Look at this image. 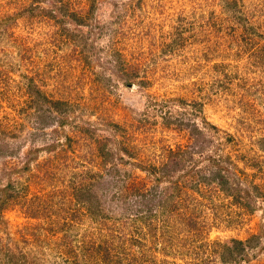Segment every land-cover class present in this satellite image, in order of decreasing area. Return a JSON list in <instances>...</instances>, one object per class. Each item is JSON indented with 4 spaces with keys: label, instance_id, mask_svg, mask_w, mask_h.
<instances>
[{
    "label": "rangeland",
    "instance_id": "1",
    "mask_svg": "<svg viewBox=\"0 0 264 264\" xmlns=\"http://www.w3.org/2000/svg\"><path fill=\"white\" fill-rule=\"evenodd\" d=\"M27 2L20 0L22 7ZM15 3L0 0V118L4 126H12L6 136L8 157L1 155L0 162L28 164V172L39 166L41 176L28 182L22 174L27 172L6 167L1 171L3 183L12 173L14 189L22 188L17 194L21 201L37 194L48 212L59 214L62 208L54 202L58 197L50 198L49 190L71 185V172L76 171L78 180L90 160L99 174L85 187L84 199L90 196V207L101 214H90L81 206L73 214L81 213L79 217L52 234L47 220L28 216L26 204L10 200L0 210V240L8 243L12 237L9 244L20 257L4 251L1 259L9 264H203L192 255L197 242L191 240V232L186 234V227H160L164 232L155 238L146 232L148 227L126 223L141 214L138 193L132 190L143 181L152 191L149 200L158 206L164 187L185 171L183 160L164 154L178 143H192L200 151L193 156L191 171L205 172L208 166L207 173L217 166L209 164L212 158L221 163L227 159L229 166L221 165L240 173L243 187L264 184V147L258 143L264 137V62L259 57V51L264 53V0H36L33 14L24 10L13 18L20 10ZM50 89L54 98L71 101L67 115L72 124L61 129L59 114L45 118L46 105L37 100L39 91L49 94ZM150 98L157 100V110L168 107L164 101L169 99L171 105L178 104L179 98L203 107L197 115L186 114L194 116L180 132H168L156 122L146 133L133 134L137 145H126L129 150L140 146L147 155L155 151L152 161L158 174H169L158 185L144 177L134 164L139 158L127 156L112 129V123L128 126L140 116L152 119L159 111L151 108ZM174 108L173 113L185 116L183 105ZM14 121L19 126H13ZM41 127L39 135L33 132ZM55 130H60L58 139ZM207 132H212L211 141L200 142V133ZM1 133L0 128L3 137ZM64 135H70L69 141ZM37 147L41 148L31 152ZM56 154L59 161L50 158ZM44 170L54 178L46 185ZM258 188L244 195L249 207H237L232 215L231 210L224 212L228 200L214 211L201 199L206 206L200 214L213 223L204 227L202 240L229 245L239 239L247 253L241 259L225 258L224 263L212 255L210 264H264V188ZM119 189L128 195H120ZM98 196L100 201L94 200ZM89 244L108 246L110 254L100 252L104 258L99 260L98 252L84 257Z\"/></svg>",
    "mask_w": 264,
    "mask_h": 264
},
{
    "label": "trees",
    "instance_id": "2",
    "mask_svg": "<svg viewBox=\"0 0 264 264\" xmlns=\"http://www.w3.org/2000/svg\"><path fill=\"white\" fill-rule=\"evenodd\" d=\"M11 1L13 3L17 1L15 5L17 4V7L20 9L19 12H17V14L16 13L14 14L13 18H17V16L20 13H23L24 10L32 11L31 14H33L34 9L37 8V5L35 3L36 0H29V2H27V4L25 3L23 7L21 6L20 0H11ZM6 5L7 4H3L2 6H6ZM65 14L66 13H64L63 15ZM10 17L12 16H7L6 19ZM70 40H72V38L68 37L67 41H70ZM260 50H262V48ZM259 53H260L259 57L261 59V62H264V53L263 52L261 53L260 51ZM31 80L32 78L31 79L29 78L28 80L30 85L33 84ZM42 81H45V80H42ZM142 82L145 84V80ZM142 82H140V84ZM44 84H48L47 81H45ZM51 94H52L51 89L49 90V94L45 93L44 91L43 92L39 91L37 93L38 102L46 105L47 114L44 117L50 118V117H54L55 115L59 114L57 119L60 118V122L58 121V126H60V129L63 128L66 124L67 125L72 124L69 122L71 118L69 117V115H67V112L70 110L71 101H69L68 99L54 98ZM150 99L152 100L150 104L151 108L155 110V113L156 111H159L156 114H152L153 116L152 119H148L146 117H145L146 119H142L143 116H140V118L136 120L132 119L131 123L128 124V126H123L120 123H112L113 124L112 129H114L116 133L114 138L118 137L117 141L120 144L119 146L125 150L127 156L139 158V161L138 162L135 161L134 164L139 167V170L144 172L145 174L144 177L146 176V178H148L150 181H153L155 184L158 185L165 178H167L169 174L167 173H162L161 175L158 174L157 164L154 161H152L153 158H155L153 157V155L155 154V151L150 150L149 152L152 154L147 155V154H143L144 148L140 146L129 150V148H127L126 145L127 144L137 145L138 143H132L134 140L133 134L136 131L139 132V135L146 133L147 131L151 129L152 124L156 122L161 125L160 126L161 128L166 129L168 132L169 130L174 131L176 129H177V132H180L184 130L185 124H188L190 121H192L191 118H193L194 116L193 115L190 117V116H186V114H191L193 111H195L196 112L195 115H197L199 114V112L202 111L203 107H202L201 102H199V104L196 105V101L190 104V103H187L185 99L179 98L178 99L179 105L178 104L171 105V101L173 99H169L168 101H164L162 99L164 102H166L168 107L159 108L157 110L155 109L157 108V100L154 98H150ZM182 105L184 107V111L187 110L185 113V116H181V114L173 113V110H175L174 106L180 107ZM19 111L24 112V108H20ZM44 111L45 110L43 108L41 118H43ZM156 115L158 116V118H154V116ZM3 121H4L3 118H0V128L2 129V132H3L1 133L3 137H0V156L3 154H7V157H8L9 143H8V140H6V136L8 138L9 135H11L12 131L9 130L10 128L8 126L10 127L12 126L11 125L4 126L6 124H4ZM202 121H204V118H202ZM12 125L19 126V123L17 121H14ZM209 127L210 129L211 128L216 129V127L213 125H210ZM42 128L43 127L33 132L34 133L38 132V135H39V131ZM86 129L90 131V129L92 128L87 126ZM129 130H131L132 133L131 135L127 137V132H129ZM55 133H56V137L57 136L60 137V130L59 131L55 130ZM90 133L94 134V131L91 130ZM211 133L207 132V134L205 133L203 135L200 133V138L202 139L200 142L203 141V138L209 139V141H211L210 137L208 136ZM58 137L56 139H58ZM64 138L67 141H69L70 135H64ZM151 140L152 142H156V140H159V139H151ZM231 140L233 139L227 138V141H231ZM94 141L98 142V140H94ZM58 142L59 141H57V143ZM258 143L263 148L264 147V137H259ZM54 146L55 145L53 144L46 148L51 149V147H54ZM97 146L98 145H96V147ZM89 147H90L89 152H91L93 149V153H94V148H93L94 146L91 147L89 145ZM39 148L41 147H37L36 149L31 150V152L34 150L37 152ZM104 148L105 147L103 146L101 150H103ZM198 152L200 151L197 150L195 148V145H192V143H187V144L178 143L177 145H175V147H169L168 149H165V152H164L165 155L167 154V156L170 155V157L171 156L179 157L180 160L184 161L185 171H182L181 173H179L180 178L178 177L177 179H174V181H169V185H167L168 187H166V189L164 187V192H162V194L160 195L159 204L157 207H154L153 202L149 200L150 199L149 197L152 194V191L144 187L145 183H143V181L138 183L134 187V190H132V192H134L135 194L138 193L135 196H136L137 201L141 202V207L139 211L141 212V214L138 216L136 215L133 217H129L128 220L126 219V223L133 224L134 227H148L146 232L154 234L155 238H157L158 235H162V233L164 232V231L159 232V230L162 229L160 227H186V232H187L186 234H190L191 232L192 234L191 240L197 242L196 244H194V246H192L193 249L195 250V253H193L192 255L198 258V260H201L203 264H210L209 262L211 260L210 258L212 255L215 258L216 256L220 257V259L223 260L222 261L223 263L224 261H227V259L225 260V258L235 260L237 258L241 259V258L247 257L246 255L247 253L244 249L243 241L239 239H234L232 244H229V245L220 244L215 241L210 242L205 239L202 240L204 237V234H203L204 227H209L213 223L211 224V220H208L209 222L206 223L205 220L203 219L205 218L204 217L205 215H203L202 217V214H200V211L203 210L201 206L203 207L206 206L205 203L203 205L202 203L203 201H201V199L206 200L205 202L209 206L208 209L210 208V209H213L214 211L217 210L218 208L221 209L223 207L221 205V201L228 200L229 207L226 208L224 212L226 213V212H229V210H231L229 214L232 215L233 211H235L237 207L241 209L249 207L250 202L247 201L246 197L244 196L247 194L246 192H249V191L251 192L253 191V190H250L251 188H258V187L259 188L256 190H261V189L263 190L264 184L249 183V188L247 187L248 184H245V186L243 187V185L238 181L240 173H238L239 175H235L237 172L234 171L233 168H231L230 170V168H224L221 165V164H224V165L229 166L227 159L225 160L224 163H221V161L218 160L217 158H212V161L210 160L209 164H212V166L214 165L218 166V164L220 165L219 167L215 166L214 170L211 168V171L207 173L206 171L209 170L208 166L206 167L205 172L201 168L200 169L197 168L196 171H193V170L191 171L190 167L192 166L190 165L193 160V156L194 154ZM103 154H105V152ZM196 156L197 157H194V159L198 160L199 157L198 155ZM50 158L54 160L59 159L57 154L51 156ZM10 160L11 159L2 161L1 159V162H0V165H1L0 167V210H2L3 208L6 209V207L8 206V203H11L10 200L15 201V202L18 201L22 205L26 204L25 209L27 210L26 213L28 214V216L33 217V218L43 217L45 220H47L49 224V229L51 230L52 234L63 230L66 224H71L75 218L79 217L81 213L77 217H74L73 214L75 211H79L78 208H80L81 206L84 207V211H88L90 212V214L97 213L93 211L94 207L92 208L90 207L91 205H93V203H91L90 196L84 199V193L86 195L85 187L89 186L90 181L95 179L97 177V174H99L95 170L94 165L90 163L91 162L90 160L89 162H86L89 165L84 168L85 171L81 172V174H77L78 180L76 179V176H75L76 171L71 172L70 173L71 179L69 180L71 185L64 186V188H61V189L56 188L55 191L51 190L52 192L49 190L47 195L50 194V198H53L54 200L55 196L58 197V199H56L54 202L58 203V208H62L59 210L62 213L58 212L59 214L48 212L47 210L48 206L45 205L46 201L38 197L37 194L32 195L29 198V200L25 199L21 201V196L19 197V195L17 194L22 190V188L19 192L14 189L15 179L12 177V173L8 176L9 178L8 181L5 184L3 183L4 174L2 172L5 170L6 167H13L14 169L17 170L18 174L20 173V171L27 172L28 176H27V173H22V174L25 175V177L27 178L26 180L28 182L29 181L34 182L36 181L35 177H37L38 175L41 176V174H39L41 172L40 170L41 168H38L39 166L31 170L30 172H28L31 169L30 165L26 164L20 167L19 166L15 167L14 165L13 166L9 165ZM251 160L253 161V159ZM246 161L250 162V165L257 166L258 170H262L260 167V164L254 163L247 159ZM114 166L117 167L116 163H114ZM116 169H117V172L120 171L118 168ZM1 173H2V176H1ZM42 175L45 178V181L43 183L45 185H46L45 182H48L49 179H54L53 174L51 175V173H49V171L47 170H44ZM50 184H52V181L49 183V185ZM67 187H69L70 190ZM25 188L26 186L24 185L23 187L24 192H25ZM118 193L119 194L121 193L120 195L122 196L128 195V193L124 189H119ZM115 195L116 194L113 193L112 197H115ZM99 197L100 196L93 197V198L94 200L100 201ZM208 201L210 203H208ZM90 208H91V211H90ZM221 213L223 212L219 211L218 214H221ZM52 214H54L53 219H52ZM100 214L101 212L97 213V216H99ZM199 216L202 217V219H199L198 218ZM0 217H2L1 213H0ZM215 221L216 219H214V222ZM55 225L60 226V227H56ZM9 237L10 235L8 236V238ZM12 239L13 238L11 237L10 241L8 240V243H4L0 240V264H9L8 260L7 261L5 260L6 262H4L3 259H1L2 257L1 254H4V251H7L6 253L9 252L13 254L14 256H19L16 252H14L11 249V244L9 243L12 242ZM62 244L65 245L67 243L64 241L62 242ZM92 244L94 245L95 243L92 242ZM85 248L86 249H84V257H87V256L90 257L91 254L98 252V260H99V258L101 257L104 258L103 255H99L100 252H105L107 254H110L108 246H97L96 248H94L93 246L89 244ZM62 257L65 258L64 261L66 262L68 261V258L64 257V254Z\"/></svg>",
    "mask_w": 264,
    "mask_h": 264
}]
</instances>
